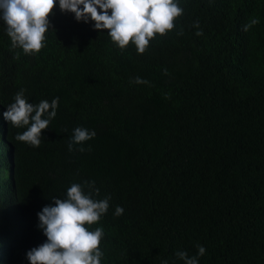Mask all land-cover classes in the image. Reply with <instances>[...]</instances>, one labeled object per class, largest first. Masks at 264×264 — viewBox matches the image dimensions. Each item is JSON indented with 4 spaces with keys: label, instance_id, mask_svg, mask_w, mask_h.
Here are the masks:
<instances>
[{
    "label": "trees",
    "instance_id": "16d2710c",
    "mask_svg": "<svg viewBox=\"0 0 264 264\" xmlns=\"http://www.w3.org/2000/svg\"><path fill=\"white\" fill-rule=\"evenodd\" d=\"M176 2L173 30L143 54L58 2L34 55L0 22V264H29L46 242L37 213L92 181L94 199L110 197L86 225L104 230L101 264H184L178 251L198 264H264V0ZM22 89L29 103L59 98L38 148L3 119ZM76 127L95 137L69 152Z\"/></svg>",
    "mask_w": 264,
    "mask_h": 264
},
{
    "label": "clouds",
    "instance_id": "9594fccd",
    "mask_svg": "<svg viewBox=\"0 0 264 264\" xmlns=\"http://www.w3.org/2000/svg\"><path fill=\"white\" fill-rule=\"evenodd\" d=\"M57 2L62 13L73 14L77 22L92 21L96 31L107 30L111 41L122 50L131 42L138 54L145 52L156 35L163 36L172 31L174 21L183 14L176 0H0V22L5 24L13 48H20L25 55L40 52L45 33L51 27L49 16ZM259 22V18H252L243 30L248 31ZM193 27L198 29L199 24L195 23ZM181 34L182 30L178 35ZM202 34V31L195 32L196 36ZM132 82L147 83L140 78ZM13 99L3 113V119L13 127L26 128L16 134V141L38 148L42 131L48 129L56 116L59 98L29 103L22 89ZM94 137V131L74 128L68 143L69 152ZM77 150L83 153L86 149L79 147ZM98 195L94 181L73 183L67 189L66 198H53L51 205L43 207L37 217L38 228L46 242L26 253L29 264H101L104 253L100 244L104 230L86 227L97 224L108 211L110 197L94 199ZM123 211L117 206L114 214L120 216ZM197 248V255L203 256L205 248L199 245ZM175 255L184 264H198L197 256L189 257L184 251Z\"/></svg>",
    "mask_w": 264,
    "mask_h": 264
}]
</instances>
